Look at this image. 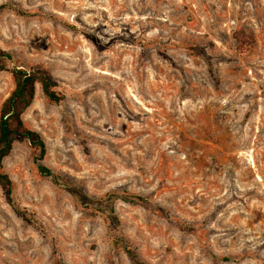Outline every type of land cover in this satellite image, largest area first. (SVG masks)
<instances>
[{
  "label": "rangeland",
  "instance_id": "374dc122",
  "mask_svg": "<svg viewBox=\"0 0 264 264\" xmlns=\"http://www.w3.org/2000/svg\"><path fill=\"white\" fill-rule=\"evenodd\" d=\"M0 46V108L14 66L65 96L4 160L0 264H134L110 228L136 264H264V0H0Z\"/></svg>",
  "mask_w": 264,
  "mask_h": 264
},
{
  "label": "trees",
  "instance_id": "16d2710c",
  "mask_svg": "<svg viewBox=\"0 0 264 264\" xmlns=\"http://www.w3.org/2000/svg\"><path fill=\"white\" fill-rule=\"evenodd\" d=\"M235 37L241 47L250 45L254 41V38L244 30H238L235 33ZM0 59L10 61L13 59V56L0 46ZM4 70H7L6 67L0 64V72ZM9 72L14 80V89L3 101L0 108V187L7 196L14 211L26 219L28 218L27 213L21 210L12 199L13 181L9 174L4 171V160L11 154L14 143L19 138L27 139L31 147L39 153L37 157L38 161L41 162L44 159L47 153L45 140L38 131L30 129L25 125L23 115L34 102L38 86L44 97L51 103L58 104L64 100L65 96L57 89L58 85L53 78L42 68L14 66ZM39 170L44 174L51 173L42 164L39 165ZM109 197V199L119 197L129 203H144L147 200L146 197L141 195L127 193L118 195L116 192L110 194ZM110 212L112 214L115 212L113 205L110 208ZM107 220L110 226V223L113 221L109 218ZM110 236L115 246L125 247L128 257L134 264L141 262L133 246L123 240V237L117 236L113 228H110Z\"/></svg>",
  "mask_w": 264,
  "mask_h": 264
}]
</instances>
